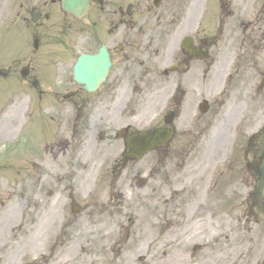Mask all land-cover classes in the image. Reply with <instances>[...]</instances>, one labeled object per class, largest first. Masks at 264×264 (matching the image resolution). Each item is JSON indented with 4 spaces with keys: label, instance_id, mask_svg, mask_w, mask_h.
I'll return each mask as SVG.
<instances>
[{
    "label": "flooded vegetation",
    "instance_id": "obj_1",
    "mask_svg": "<svg viewBox=\"0 0 264 264\" xmlns=\"http://www.w3.org/2000/svg\"><path fill=\"white\" fill-rule=\"evenodd\" d=\"M62 2L0 0V79L7 84L25 83L30 90L40 89L55 47L78 54L72 64V81L55 91L70 101L67 105L73 111L55 115L56 122H61L57 127L74 135H94L97 122L105 123L106 130L114 128L117 140L123 142L115 157L110 152L113 159L107 165L109 170L99 180V184L105 180L106 202L95 204L96 208L89 211L85 235L91 240L86 241L84 235L85 245L96 250L103 243L101 248L111 253L104 264H214L217 258H222L221 264H229L227 238L219 248L209 246L213 235L219 236L212 233V224L220 226L223 220L209 215L201 179L197 183L195 175L184 179L188 185H198L193 189L173 186L174 175H169L168 164L172 160L182 166L186 163L175 155V149L182 147L175 146L173 153L169 144L137 160L130 156L127 137L131 132L163 126H199L196 122L176 123L184 113L193 114L197 105L196 83L190 77L194 63H203L208 75L217 58L226 63L236 56L240 61L245 51L263 49L264 24L254 17L259 0H90L89 13L81 20L66 13ZM257 27L262 30L259 35L255 33ZM189 49L204 51L207 61L212 55V63L198 61ZM103 51L111 60L109 76L89 95L74 81L73 67L83 54L99 55ZM161 105L158 124L142 130L137 128L142 125L133 126L140 116L136 111L149 112L146 120L150 122ZM168 112L174 114L170 126L165 124ZM162 177L169 183L162 186ZM97 182L93 183L96 187ZM165 188L170 189L166 201H171L172 207L173 224L169 227L161 225L158 208L146 212L143 204L160 201ZM95 194L103 193L97 187ZM183 197H187L186 204H179ZM75 216V222L80 221ZM113 228L122 229V237L108 242ZM164 233L169 243L162 241L167 238ZM190 244L194 245L189 250L186 245ZM162 247L169 248L163 258L158 252ZM132 248L140 253L129 258ZM46 250L48 245L43 244L38 259L30 264H49ZM62 256L61 260L67 259L63 264H72L69 252ZM96 259L79 264H97Z\"/></svg>",
    "mask_w": 264,
    "mask_h": 264
},
{
    "label": "rangeland",
    "instance_id": "obj_2",
    "mask_svg": "<svg viewBox=\"0 0 264 264\" xmlns=\"http://www.w3.org/2000/svg\"><path fill=\"white\" fill-rule=\"evenodd\" d=\"M262 6L264 8V0L258 2L254 12L255 21L262 20L261 25L264 24ZM259 30L257 27V35ZM262 47L261 53L255 49L251 53L245 51L240 67H234L238 64L236 60L224 64L217 58L207 78L198 64L194 66L196 72L191 81L196 83L195 101L198 104L208 102L209 110L204 115L198 111L195 117L198 120H191V114L184 113L176 122H197L200 126L175 128L177 135L171 148L186 146L187 152L175 153L178 149L172 152L186 163L182 166L172 160L168 164L169 175L171 172L174 175L173 186L193 189L202 179L201 185L206 189L218 186L223 190H217V193L223 192L219 195H207V200L211 197L214 203L219 201V196L223 197L222 203L217 206L209 204L207 208L210 214L222 216L225 220L221 224L224 235L221 234L218 242L211 241L209 246L213 249L220 246L227 235L229 264H262L264 261V213L258 209L260 202L264 204V195L254 211L257 214L252 215L249 214L248 190L245 189L252 172H256L253 169L257 160L261 153L264 154V88L260 87L264 73V43ZM54 49L56 52L49 57L46 80L40 89L30 90L25 83L7 84L0 79V264L35 262L43 244L48 245L45 254L49 264L67 262V259L61 260L65 252H69L72 264L87 263L95 258L97 264H104L111 256L110 251L101 248L103 243H99L96 250L87 248L83 236L89 226L86 222L89 211L96 208L95 204L106 202L105 180L102 184L99 180L106 177L107 165L117 155V147L122 142L117 140L114 128L106 130L105 123L97 122L94 135L85 132L74 135L64 128L59 130L57 126L61 122H56L58 117L55 115H67L73 111L67 105L70 101L59 97L55 91L61 90L65 82L72 81L70 73L78 54L62 52L59 47ZM212 59L211 55L210 63ZM161 112L162 105L147 122L149 112L142 114L139 109L136 111L139 120L133 126L142 125L137 127L138 130L153 127L158 124ZM47 114L51 116L46 117ZM52 126L57 130L56 135L50 130ZM162 173L166 176L164 171ZM194 175L196 183L188 185L184 179ZM94 181H98L97 187L103 194H95ZM160 182L163 186L169 183V179L162 177ZM168 191L170 189H163L160 201L143 203L146 212L158 208L164 227L173 224L171 201H166ZM186 198L183 197L179 204H186ZM83 210L85 213H79ZM75 214L80 221L75 222ZM248 214L252 219L248 216L251 225L246 227L244 221ZM254 218L258 225L252 223ZM251 226L254 246L246 244L241 250L231 245L233 241L249 240L252 235L247 231ZM112 230L106 241L121 239L119 233L122 229ZM88 235H85L86 241L91 240ZM164 236L167 238L162 241L169 243L168 234L164 233ZM190 246L186 245L189 249ZM166 251L169 252V248L158 249L162 258ZM131 252L133 254L127 257H137L140 253L135 248ZM221 263L222 258L214 260V264Z\"/></svg>",
    "mask_w": 264,
    "mask_h": 264
},
{
    "label": "water",
    "instance_id": "obj_3",
    "mask_svg": "<svg viewBox=\"0 0 264 264\" xmlns=\"http://www.w3.org/2000/svg\"><path fill=\"white\" fill-rule=\"evenodd\" d=\"M63 8L78 18L86 15L89 7V0H64ZM111 66L107 54L102 53L100 56H82L74 67V76L77 82L86 85V91L93 92L101 81L104 80ZM173 134L164 129L153 133H143L140 136V145L148 147H156L164 145L172 138ZM146 152V151H145ZM144 153V152H142Z\"/></svg>",
    "mask_w": 264,
    "mask_h": 264
}]
</instances>
